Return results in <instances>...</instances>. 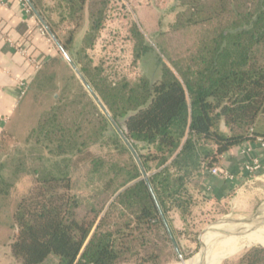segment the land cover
<instances>
[{
    "label": "trees",
    "instance_id": "obj_1",
    "mask_svg": "<svg viewBox=\"0 0 264 264\" xmlns=\"http://www.w3.org/2000/svg\"><path fill=\"white\" fill-rule=\"evenodd\" d=\"M52 1L57 24L68 20L78 26L89 14L81 43L93 44L100 27L97 7L110 0ZM174 1L180 10L169 30L151 36L156 49L135 25L130 29L134 61L150 54L157 77L144 74L132 82L99 86L78 70L139 163L100 110L99 131L109 134L116 151L127 154L122 166H115L118 180L103 190L117 184L103 204L95 201L80 215L82 202L67 173L32 171L35 181L11 218L8 248L19 264H43L49 257L55 264H159L162 248L178 256L175 246L181 254L183 231L176 220L185 221L198 195L207 197L201 189L212 180L209 170L220 168V157L235 147L264 144V133L254 131L264 115V0ZM41 19L67 54L74 37L62 43ZM168 33H191L194 41L175 50L174 58L157 41ZM41 130L47 138L54 131ZM89 165L98 172L105 167L96 158ZM239 264H264V249L247 253Z\"/></svg>",
    "mask_w": 264,
    "mask_h": 264
},
{
    "label": "rangeland",
    "instance_id": "obj_2",
    "mask_svg": "<svg viewBox=\"0 0 264 264\" xmlns=\"http://www.w3.org/2000/svg\"><path fill=\"white\" fill-rule=\"evenodd\" d=\"M46 3L43 2L44 6L37 11L53 27L59 41L64 43L69 36L74 37L73 43L67 45V54L87 80L99 86L122 80L132 82L144 74L157 77L158 68L150 54L143 58L144 63L143 59L134 61L135 43L130 29L135 25L148 44L156 49L151 36L167 32L180 10L174 0H110L106 6L98 5L100 27L93 44L86 46L81 42L90 26L89 14L85 12L78 26L68 20L57 24V11L51 8L54 1ZM43 30L48 34L44 27ZM49 39L56 56L38 73L10 130L0 141V264H19L10 255L7 244L13 233L11 218L15 206L35 181L32 171L40 175L67 173L73 193L82 202L79 214L83 215L95 201L100 206L107 200L109 190L117 183H111L107 192L103 187L112 179L118 180L115 166H122L127 159L126 153L115 150L109 134L99 131V107L55 41ZM157 41L175 58L174 51L187 47L194 37L191 33H168L159 35ZM41 129L54 131L47 138L43 137ZM88 155L91 159L103 160L105 167L100 172L93 171ZM241 202L240 205L230 200L216 203L198 195L190 215L184 222L176 220L175 223L178 231H183V235H179L182 260L169 248H162L159 264H177L197 257L201 251L203 255L202 249L209 236L216 234L213 241H220L226 235L224 231L216 233V226L256 220L264 223V178L246 187V196ZM263 245L264 242L247 246L220 264H239L247 253L264 249ZM55 263L56 259L49 257L43 264Z\"/></svg>",
    "mask_w": 264,
    "mask_h": 264
},
{
    "label": "crops",
    "instance_id": "obj_3",
    "mask_svg": "<svg viewBox=\"0 0 264 264\" xmlns=\"http://www.w3.org/2000/svg\"><path fill=\"white\" fill-rule=\"evenodd\" d=\"M31 1L37 9L44 6L43 2L45 5L46 1L52 2ZM41 25L25 0H0V135L10 130L28 89L40 70L56 56L50 36ZM254 131L264 133V115L258 116ZM243 149L247 151L241 153ZM254 160L260 169L249 175L243 166ZM219 166L232 178L213 176L203 185L201 193L216 203L230 200L240 205L246 187L264 178V145L255 141L235 147L220 157Z\"/></svg>",
    "mask_w": 264,
    "mask_h": 264
},
{
    "label": "bare ground",
    "instance_id": "obj_4",
    "mask_svg": "<svg viewBox=\"0 0 264 264\" xmlns=\"http://www.w3.org/2000/svg\"><path fill=\"white\" fill-rule=\"evenodd\" d=\"M214 231L216 233L224 231L226 235L220 241H213L216 234L209 236L202 249L203 255L201 251L197 257L177 264H220L226 257L241 249L264 242V223L258 220L249 223L216 226Z\"/></svg>",
    "mask_w": 264,
    "mask_h": 264
},
{
    "label": "water",
    "instance_id": "obj_5",
    "mask_svg": "<svg viewBox=\"0 0 264 264\" xmlns=\"http://www.w3.org/2000/svg\"><path fill=\"white\" fill-rule=\"evenodd\" d=\"M27 2V4L29 5V7L33 10V12L35 13L36 17L39 19V21L41 22V24L43 25V27L46 29L48 35L55 41L56 45L59 47L61 53L63 54L64 58L66 59V61L68 62V64L70 65V67L73 69V71L75 72V74L77 75V77L79 78V80L82 82V84L85 86V88L87 89V91L89 92V94L92 96V98L94 99V101L96 102V104L98 105V107L100 108V110L102 111V113L108 118V120L110 121V123L112 124V126L114 127V129L117 131V133L120 135V137L122 138V140L124 141V143L126 144V146L129 148V150L131 151V153L134 155L136 161L138 162V158L136 156V154L134 153L133 149L131 148V146L129 145V143L127 142V140L125 139V137L123 136V134L121 133V131L118 129V127L116 126V124L114 123V121L111 119V117L109 116L108 112L106 111V109L104 108V106L102 105V103L99 101V99L97 98V96L93 93V91L89 88V86L86 84L85 80L83 79V77L81 76L80 72L78 71L77 67L73 64V62L70 60L69 56L66 54V52L62 49V47L60 46V44L55 40L54 36L51 34V32L48 30L47 26L44 24V22L42 21L41 17L38 15V13L35 11V9L33 8L32 4L29 2V0H25ZM139 163V162H138ZM142 170V168H141ZM143 176L144 178H146V175L144 174L143 170H142ZM175 249L178 253V258L180 260H182V255L180 254L178 248L175 246Z\"/></svg>",
    "mask_w": 264,
    "mask_h": 264
},
{
    "label": "built area",
    "instance_id": "obj_6",
    "mask_svg": "<svg viewBox=\"0 0 264 264\" xmlns=\"http://www.w3.org/2000/svg\"><path fill=\"white\" fill-rule=\"evenodd\" d=\"M246 151H247L246 149H243L241 150V153H245ZM243 168L249 175H252L260 169V164L258 163V161L254 160L252 161V163H245ZM209 174L211 176H221L224 179L232 178V175H230L227 171H223L218 167H214L211 170H209Z\"/></svg>",
    "mask_w": 264,
    "mask_h": 264
}]
</instances>
